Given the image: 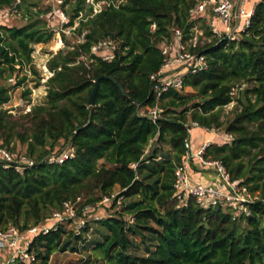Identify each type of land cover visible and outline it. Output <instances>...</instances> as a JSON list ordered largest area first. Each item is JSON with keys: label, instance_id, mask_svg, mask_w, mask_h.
<instances>
[{"label": "trees", "instance_id": "1", "mask_svg": "<svg viewBox=\"0 0 264 264\" xmlns=\"http://www.w3.org/2000/svg\"><path fill=\"white\" fill-rule=\"evenodd\" d=\"M27 1L39 0H19L17 8ZM15 2L0 0V9ZM64 3H70L68 26L85 9L72 30L79 37L83 34V39L48 59L52 75L46 81V101L22 115L28 127L18 129L1 107L9 100V88L0 84V143L13 147L16 138L37 160L21 172L0 167V228L14 225L23 230L65 201L95 203L118 187L119 195L133 199L92 221L106 231L95 248L108 261L264 264V0L255 3L239 39L211 37L198 47L207 67L186 73L183 79L184 87L195 93H163L159 103L165 111L156 122L139 113L140 108L155 104L149 76L163 62L160 45L171 38L172 26L182 31V39L188 38L195 23L189 13L195 0H125L97 13L85 0ZM201 27L206 28L203 23ZM204 34L210 36L207 28ZM52 35L44 25L0 24V78L17 77L24 66L36 73L31 45ZM104 39L116 44L108 60L90 51ZM102 74L113 77L120 87L108 78L100 79L89 105L94 80ZM25 79L23 74L16 85ZM241 83L245 88L236 99L234 85ZM28 93V88L23 90L24 97ZM235 99L239 108L235 107L232 119L221 120V109ZM188 116L201 126H224L232 136L221 144L210 143L205 155L220 159L232 179L259 192L260 200L250 205L249 215H237L231 207L203 208L189 197L183 204L173 200L174 171L185 151ZM150 140L151 149L145 153ZM66 143L73 148L72 157L52 164L42 160ZM161 144L168 145L169 153L162 154ZM99 160L104 163L98 165ZM132 162H138L136 169L130 167ZM129 216L134 218L130 224ZM135 236L145 244L141 255L130 252ZM72 237L78 242L86 239L64 227L36 237L34 264H48L55 250L68 249Z\"/></svg>", "mask_w": 264, "mask_h": 264}, {"label": "built area", "instance_id": "2", "mask_svg": "<svg viewBox=\"0 0 264 264\" xmlns=\"http://www.w3.org/2000/svg\"><path fill=\"white\" fill-rule=\"evenodd\" d=\"M86 1L92 5V13H97L109 5L116 6L125 0ZM18 2L19 0H16L11 6L0 9V24L5 23L11 15L18 13ZM246 2L247 0H195V5L189 10L190 19L195 20V23L190 28L188 38L182 39V31L178 27L172 26L170 33L173 42L169 43V39L166 38L160 45L163 62L149 76L150 90L155 98V104L140 108L139 113L141 115L148 117L152 122H156L165 111L159 103L163 93L169 90L181 92L186 88L183 84L186 73H196L207 67L205 54L197 50L201 45L196 44L195 41L196 32L203 37L206 35L202 29L197 31V23L200 24V28H202L201 24L203 23L209 30L210 36H206L209 37L207 42L210 41L211 37L218 40H237L249 26V20L253 13V7L246 9ZM56 3L59 6L63 2L56 0ZM52 13L57 18L59 27L63 30L64 25L69 20L66 11L60 6L53 9ZM69 27H73V25ZM154 28L155 24L152 23L150 29L153 31ZM82 39L83 34L78 38V42ZM59 41L61 42V38ZM115 45L114 41L104 39L94 43L90 51L101 59L108 60L113 57ZM48 72L51 76L52 72ZM242 84L245 85V83ZM191 126L201 127L213 135H217L219 130V128L201 126L197 121L190 119L189 122L188 120L186 124L188 135L184 139L185 151L174 171L173 200L178 204H183L189 197L203 208L231 207L237 215H249L251 213L250 205L260 200L259 192L251 190L250 184L232 179L220 159L205 155V148L210 144L209 141L204 142L193 153L190 142ZM223 138L224 141H230L232 136L224 132ZM152 142L153 140L149 141L145 153L148 152ZM72 156L73 148L69 146L67 149L44 156L42 160L48 164L61 163ZM193 158L198 161L200 169L206 168L211 172L212 179L209 183L192 180L190 161ZM36 162L35 155L0 143V167L12 168L16 172H21L32 167ZM137 166L138 162L130 163V167L133 169H136ZM123 200L124 197L119 195V191H112L95 203L82 205L81 202L65 201L60 209H54L39 223L30 225L23 230L14 225L0 228V250L6 251L0 264H34L38 261L32 245L36 237L56 231L60 227H64L75 236H86L93 230L92 221L101 218V216L93 214L96 207L111 204L121 206ZM133 221L134 218L129 216L128 223Z\"/></svg>", "mask_w": 264, "mask_h": 264}, {"label": "rangeland", "instance_id": "3", "mask_svg": "<svg viewBox=\"0 0 264 264\" xmlns=\"http://www.w3.org/2000/svg\"><path fill=\"white\" fill-rule=\"evenodd\" d=\"M250 1V0H249ZM259 0H252L255 5ZM62 4L56 3V0H39L35 4H31L30 2H25V5L22 6L18 10V13L15 15H11L9 19L5 22L8 26H16L21 27L26 24H34V25H44L46 28L53 32L51 39L46 42H39L32 44V64L36 69V73H34L31 69L24 66L22 69H19L16 73L17 77L8 78L5 74L3 78H0V84L6 85L9 88V100L8 102L1 105L3 109H6V112L9 113L10 120L16 121V126L18 129L26 128L29 126L28 119L23 117L26 112H28L34 105L43 104L46 101V81L50 77L49 70L47 68L48 59L56 54L58 50H67L70 49L72 45L78 42L79 36L76 35L72 30L77 25L78 18H74L73 27H69L64 25L63 30L59 27V23L57 18L52 13L53 9H57L58 7H62L64 11H66L68 17L71 13L70 3H64L62 0ZM87 4H90L86 1ZM85 9L80 13V16H83ZM49 12V13H48ZM197 31L200 29L204 30L206 28H200V24L196 25ZM198 32L195 33V41L196 44L202 45L206 43L209 37H203L202 35H198ZM61 38V42L59 41ZM169 43L173 42V38H169ZM23 74H26V79L21 83V85L17 86L16 81L21 78ZM234 85L233 94L237 99L238 96H241V91L245 88V85L240 84ZM28 88L29 93L26 97L23 96V90ZM184 94H194V90L186 87L181 91ZM236 99L224 106L221 109V120L229 121L233 117V113L235 111V107L237 105ZM239 108V106H238ZM188 115V114H187ZM188 120L190 122V118L188 116ZM193 133H196V127L191 126ZM22 130V129H21ZM219 135L224 134V126L218 130ZM218 140V139H217ZM60 141L58 146H61ZM13 147L19 149L21 151H26V144L21 143L18 139L13 138L12 140ZM69 143L63 144L62 149H67L69 147ZM161 151L167 153L169 147L167 144H161ZM151 148H149L150 150ZM148 150V152H149ZM169 153V152H168ZM102 160L98 161V165L103 164ZM107 165V164H106ZM109 166V165H107ZM110 167V166H109ZM114 192H118V187L113 189ZM133 198H124V202H129ZM107 206V207H106ZM106 206H98L95 208V215L103 216L110 213H114L116 210H119V206L110 205ZM121 209V208H120ZM96 210L98 213H96ZM104 210V211H103ZM102 213H101V212ZM114 211V212H113ZM93 230L90 234L85 236L86 239L81 238L80 241L76 240L74 237L70 238V245L67 250H55L49 258L48 264H114V262H110L107 259L103 258L100 251L95 248V243L98 240L102 239V235L106 232L102 226L98 224L92 225ZM134 245L130 248V252L134 254L141 255L144 253L145 244L142 243L139 236L133 237ZM71 248H74L73 251Z\"/></svg>", "mask_w": 264, "mask_h": 264}, {"label": "crops", "instance_id": "4", "mask_svg": "<svg viewBox=\"0 0 264 264\" xmlns=\"http://www.w3.org/2000/svg\"><path fill=\"white\" fill-rule=\"evenodd\" d=\"M252 4H253L252 0H250V1L247 0V2L245 4L246 9H250L251 7H254V6H252ZM196 130H198V131H196V133H193V131L191 129V134H190L191 151L193 153L196 152L200 148V146L206 141H209L210 143H217V144H221L224 142L223 135H219V134L213 135L201 127H196ZM162 154H166V153L162 152ZM190 173H191V177H192L193 181L209 183L212 179L211 172L206 168L200 169L198 166V161L195 158H193L190 161ZM113 189H115V187ZM101 207H103V206H101ZM94 213H95V210H94L93 214ZM96 213H98L97 210H96ZM107 215H103L101 217H104ZM92 225H93V222H92ZM5 253H6V251L0 250V262H1L2 258L5 256Z\"/></svg>", "mask_w": 264, "mask_h": 264}, {"label": "water", "instance_id": "5", "mask_svg": "<svg viewBox=\"0 0 264 264\" xmlns=\"http://www.w3.org/2000/svg\"><path fill=\"white\" fill-rule=\"evenodd\" d=\"M102 78H108L110 80H112L118 87H120V84L111 76H106V75H99L95 80H94V87L91 91V94L89 96V100H88V104L89 105H92L93 102H94V97H95V94H96V91H97V88H98V82L100 79Z\"/></svg>", "mask_w": 264, "mask_h": 264}]
</instances>
